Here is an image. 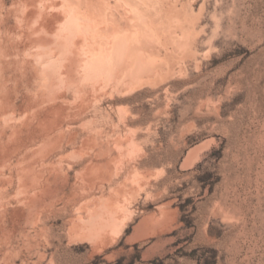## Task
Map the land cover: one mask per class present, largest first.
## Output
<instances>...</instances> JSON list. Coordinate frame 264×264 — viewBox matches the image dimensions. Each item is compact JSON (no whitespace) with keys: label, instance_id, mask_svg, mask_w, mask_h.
<instances>
[{"label":"rangeland","instance_id":"1","mask_svg":"<svg viewBox=\"0 0 264 264\" xmlns=\"http://www.w3.org/2000/svg\"><path fill=\"white\" fill-rule=\"evenodd\" d=\"M164 2L176 9L140 35L153 53L138 55L152 65L140 76L123 73L118 83L133 81L129 88L118 92L104 75L105 93L88 94L82 116L85 100L64 87L67 101L44 99L0 117V139L47 116L79 132L89 127L88 155H80L82 145L68 148L56 167L60 179L49 181L36 209L31 193L18 194L17 171L10 175L0 156V264H264V0ZM15 72L20 105L37 89ZM107 213L129 215L118 219L116 235L102 229L94 239L75 229L103 228L99 217Z\"/></svg>","mask_w":264,"mask_h":264},{"label":"bare ground","instance_id":"2","mask_svg":"<svg viewBox=\"0 0 264 264\" xmlns=\"http://www.w3.org/2000/svg\"><path fill=\"white\" fill-rule=\"evenodd\" d=\"M175 6L176 5L165 8L164 0H13L9 8L7 7L6 0H0V117L15 112L16 109L21 112L23 110L27 112L32 108L34 110V107H37L38 103L44 101V99L57 100V98H59L67 101L66 92H63L66 95L60 94V89L64 87H66V89L69 88L68 90L73 88V94L78 98L82 96L80 99L85 100V102L82 107L80 106L81 109H79V103L75 101L77 98L75 100L70 99L76 102L77 106L72 102V107H74V105L78 107L79 110L75 109V112L78 110L77 114L79 116L86 114V107H88L89 104L88 94L93 93L95 96H102V94L105 93V89L100 88L102 85L101 81H104L105 78H103L104 75H106L105 79H114V82L116 80L115 83H118L120 82L118 80H122L123 73L129 71V68L131 69V75L133 77L143 75L150 70V65H152L150 61H148V63H150L148 64L144 57L138 54L139 51L141 53L145 51L149 55L153 53V49L148 45L147 41L141 40L140 35L142 33H144L145 36L149 35L150 33L148 30H150V26L148 23H159L160 20L158 21V19L160 16L162 14L169 16L176 9ZM159 7H161V9ZM141 20L147 23L148 29L142 25ZM142 41L144 42L143 45ZM189 45L190 44H188V46ZM12 67L14 70V67H16V69L19 68L15 71L19 72L20 70L22 73H20L21 76L27 79L28 84L34 85L37 89L33 98L30 97L31 99H27L31 95L23 98L25 100L23 102L21 101L22 104L20 105L18 104V92L19 90L21 92V89L18 85L19 80L14 76V74L17 73L14 70L12 71ZM132 83L133 81L127 84H121L122 86L118 83V86L114 89H117L119 92L120 89L129 88ZM23 86L25 90V84L22 85L21 88H23ZM68 96L70 95L68 94ZM90 97L92 99L94 98L92 95ZM56 100L54 102H56ZM46 105L49 106L51 104ZM56 107L61 109V105ZM68 107L69 106H67V108ZM44 108L47 109V106ZM63 108L65 109L66 107L63 106ZM48 110L51 112L50 109ZM41 111L43 112L45 110ZM41 111H39L40 115ZM60 112H62V110H57L56 114L61 115L62 113ZM35 114L37 115L36 112ZM11 115L13 114H10V116ZM72 116L74 115H69L66 119H71ZM12 117L13 116H11V118ZM31 117L33 116H30V118ZM38 117L37 115V117H33L32 119H38ZM76 117L77 115H75L73 119H78ZM40 118H43V116ZM50 120L47 116V118H44V120L40 122V125H37L38 127L35 128L22 124L14 128L9 134H7V131L1 135L2 139H0L1 141L7 139V146H4L3 153H1V151L0 156L2 157L3 155L4 157L5 155L6 161L8 159L10 163V175L17 171L16 175L19 177V183L17 185L18 194L28 195L31 193V195L29 194V199L33 209H36L39 205V203H37L39 195L44 191H51L49 181L51 179H55V181L60 179V172L56 167H59L66 159L64 155L69 147L75 148L80 145L79 147L81 148V145L84 146L83 151L81 150V154L80 151L79 153L77 152V154L72 153L73 157H75V154H80L81 156L88 155L86 154L88 153L86 150H88L89 127L87 128L85 125V131L79 132L77 128H67L66 125L64 127V125H62L63 122L60 125ZM59 120L65 119L61 118ZM29 121L28 123L30 124L31 119ZM37 121L40 120L38 119ZM84 121H86V119ZM75 125L78 127V124ZM34 126L35 125H33V127ZM0 147L2 146L0 145ZM6 161L4 162L6 163ZM88 164L89 163L84 167L87 172ZM102 174L103 173H101V176ZM80 181H82V179ZM8 182L7 191L12 189L14 184L12 180ZM128 213L127 211V214ZM124 214L127 216L126 213H123V215ZM104 215L99 217L100 221L103 223V228L101 226H93L90 228V226L86 225H77L75 229H83L85 232L88 229L90 235L94 239L102 237L101 232H103L104 229H109V232L111 231L110 233L112 234L119 233L123 226L119 221L125 216L120 215L121 219L118 218L120 219L118 220L117 216L116 219L114 218V214L107 213V215ZM125 218H129V215ZM107 230L104 231V233H107ZM110 235L111 234H109V236ZM9 249L11 248L7 249V254L11 253ZM5 264L11 263L6 262Z\"/></svg>","mask_w":264,"mask_h":264}]
</instances>
